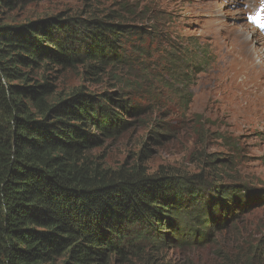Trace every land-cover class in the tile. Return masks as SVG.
<instances>
[{
	"label": "trees",
	"instance_id": "1",
	"mask_svg": "<svg viewBox=\"0 0 264 264\" xmlns=\"http://www.w3.org/2000/svg\"><path fill=\"white\" fill-rule=\"evenodd\" d=\"M41 1L0 0V264H172L170 245L186 254L173 264H264L254 216L263 189L203 172L115 170L94 154L130 126L123 116L161 113L170 99L153 94L157 84L172 92L177 82L187 110L211 46L190 36L179 57L169 28L128 6L127 18L19 21ZM76 68L99 85L109 77L113 92L61 87L54 75Z\"/></svg>",
	"mask_w": 264,
	"mask_h": 264
},
{
	"label": "rangeland",
	"instance_id": "2",
	"mask_svg": "<svg viewBox=\"0 0 264 264\" xmlns=\"http://www.w3.org/2000/svg\"><path fill=\"white\" fill-rule=\"evenodd\" d=\"M126 6L134 16L153 18L149 26L157 28L161 22L167 26L172 44L179 49L177 56H182L179 52L186 48V38L195 36L211 46L214 61L211 59L209 66L200 69L203 73L191 86L187 110L180 107L177 82L172 92L157 84L153 94L163 104L170 99L169 103L161 105V113L147 112L135 122L123 116L130 126L95 151L99 162L115 170L141 166L148 174L169 169L182 174L203 172L214 179L228 180L232 176L249 187L263 189L262 195L264 37L249 19L264 30V16L260 15L264 0H45L18 12V18L20 21L69 13L89 19L112 11L126 16L120 11ZM158 8L161 13L155 17L153 13ZM172 53L175 56L174 50ZM58 76L61 87L113 92L109 90V77L99 85L85 77L82 68L54 75ZM254 212L256 224H264V207ZM209 248L201 251L208 260ZM162 255L172 264L184 262L186 257L171 245Z\"/></svg>",
	"mask_w": 264,
	"mask_h": 264
},
{
	"label": "bare ground",
	"instance_id": "3",
	"mask_svg": "<svg viewBox=\"0 0 264 264\" xmlns=\"http://www.w3.org/2000/svg\"><path fill=\"white\" fill-rule=\"evenodd\" d=\"M246 45H248V44H246ZM249 46V45H248ZM251 48V47H250ZM242 50H243V52L245 51V48H242ZM263 76H264V74H263Z\"/></svg>",
	"mask_w": 264,
	"mask_h": 264
}]
</instances>
